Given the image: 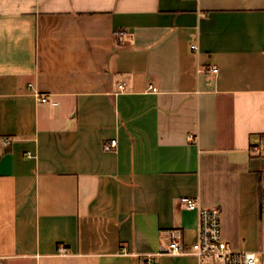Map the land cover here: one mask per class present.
I'll list each match as a JSON object with an SVG mask.
<instances>
[{"label":"crops","instance_id":"0c3cea01","mask_svg":"<svg viewBox=\"0 0 264 264\" xmlns=\"http://www.w3.org/2000/svg\"><path fill=\"white\" fill-rule=\"evenodd\" d=\"M183 197L264 252V0H0V264H200Z\"/></svg>","mask_w":264,"mask_h":264},{"label":"built area","instance_id":"2783aa9c","mask_svg":"<svg viewBox=\"0 0 264 264\" xmlns=\"http://www.w3.org/2000/svg\"><path fill=\"white\" fill-rule=\"evenodd\" d=\"M196 49V46H192ZM210 71L218 73V66H211ZM123 90L124 86H120ZM152 91L156 92L155 88ZM42 103H51L46 97H39ZM7 142V141H6ZM116 147V141L106 146L107 150ZM29 157L31 156L28 154ZM180 206L190 212L198 214L199 223L197 228L196 241L191 246H186L177 232H170L171 242L162 253L171 256L192 255L198 258L200 264H264V252H242L233 250L222 237L221 212L217 208L202 207L199 202L190 197H183L179 200ZM61 254H67L65 248L60 249Z\"/></svg>","mask_w":264,"mask_h":264}]
</instances>
